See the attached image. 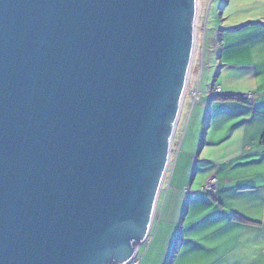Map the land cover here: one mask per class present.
Wrapping results in <instances>:
<instances>
[{"label": "water", "instance_id": "95a60500", "mask_svg": "<svg viewBox=\"0 0 264 264\" xmlns=\"http://www.w3.org/2000/svg\"><path fill=\"white\" fill-rule=\"evenodd\" d=\"M199 0H0V264H127L149 236Z\"/></svg>", "mask_w": 264, "mask_h": 264}, {"label": "crops", "instance_id": "0c3cea01", "mask_svg": "<svg viewBox=\"0 0 264 264\" xmlns=\"http://www.w3.org/2000/svg\"><path fill=\"white\" fill-rule=\"evenodd\" d=\"M241 33L230 31L222 41V63L213 81L222 92L204 103L202 137L192 160L191 186L199 176L204 182L213 174L217 191L214 197L197 190L187 194L181 208L184 222L173 242V248L178 243L182 249L191 239V251L196 246L213 251L210 257L191 254V264H264V36L248 46L236 37ZM246 47L255 62L233 61L231 55L239 57ZM249 93L256 95L254 105L233 99ZM171 196L168 222L184 198Z\"/></svg>", "mask_w": 264, "mask_h": 264}, {"label": "rangeland", "instance_id": "374dc122", "mask_svg": "<svg viewBox=\"0 0 264 264\" xmlns=\"http://www.w3.org/2000/svg\"><path fill=\"white\" fill-rule=\"evenodd\" d=\"M197 14L196 44L192 60L189 83L187 85L180 117L176 126L172 144L171 160L163 187L159 196L153 225L150 234V243L142 244L138 249L140 264H191V254L212 256L213 251L207 248L195 247L191 251V239L187 240L182 249L173 254V242L182 220V210L185 206L189 192L209 193L212 197L217 191V181L214 190L207 189L208 181L213 174L207 176L202 182L201 176L191 186V172H193L196 150L202 137L205 111L201 119L204 103L210 97L208 89L214 81L216 66L221 65L223 52L222 41H225L228 32L241 33L236 35L243 39L247 45L264 36V0H199ZM242 29V30H241ZM241 48V49H247ZM239 57L231 55L233 61L238 60L242 64H253L252 51L245 50ZM228 58V57H227ZM197 97L195 98V94ZM255 94V93H254ZM196 99V100H195ZM195 100V101H194ZM256 103V101H255ZM254 103V104H255ZM193 154V155H191ZM202 182V183H201ZM197 190V191H192ZM183 195V201L178 204L172 221H167L168 209L171 205V195ZM171 198V199H170ZM184 205V206H183ZM172 222V223H170ZM166 223H169L168 225ZM187 226H191V214L186 219ZM189 230V228H188ZM191 237V231L187 232ZM173 256V258H172Z\"/></svg>", "mask_w": 264, "mask_h": 264}, {"label": "built area", "instance_id": "2783aa9c", "mask_svg": "<svg viewBox=\"0 0 264 264\" xmlns=\"http://www.w3.org/2000/svg\"><path fill=\"white\" fill-rule=\"evenodd\" d=\"M208 92H212V88H209L208 89ZM221 88L220 87H216L215 90H214V93L216 94H221ZM197 93L195 94V98L197 97ZM242 98L246 101H249L251 103H255V98H256V95L253 94V93H249V94H245V95H242ZM198 99V97H197ZM196 100V99H195ZM194 100V101H195ZM207 189L208 190H214L215 187H216V177H212L208 183H207ZM151 234V232H150ZM150 234L149 236L147 237V239L142 243V244H149L150 243ZM141 244V245H142ZM140 246V245H139ZM139 246L137 248V252H136V255L127 263V264H140L141 263V259L138 258L137 254H138V249H139Z\"/></svg>", "mask_w": 264, "mask_h": 264}, {"label": "trees", "instance_id": "16d2710c", "mask_svg": "<svg viewBox=\"0 0 264 264\" xmlns=\"http://www.w3.org/2000/svg\"><path fill=\"white\" fill-rule=\"evenodd\" d=\"M217 87V85H215V84H213L212 86H211V88H212V92H211V94H209V96H211V97H220V94H216V93H214V90H215V88ZM237 98H241L242 100H244L243 98H242V96H240V97H233V99H237ZM245 101V100H244ZM249 102V101H248ZM249 103H251V102H249ZM251 105H254V103H251ZM178 249H179V244L177 243H175V247L173 248V254H176V250L178 251ZM172 258H173V256H172Z\"/></svg>", "mask_w": 264, "mask_h": 264}, {"label": "snow or ice", "instance_id": "6c2138e0", "mask_svg": "<svg viewBox=\"0 0 264 264\" xmlns=\"http://www.w3.org/2000/svg\"><path fill=\"white\" fill-rule=\"evenodd\" d=\"M212 247H215V245H211Z\"/></svg>", "mask_w": 264, "mask_h": 264}]
</instances>
